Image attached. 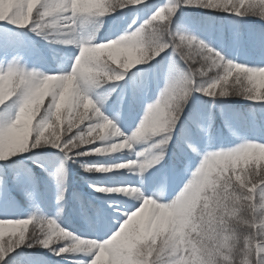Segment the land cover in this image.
I'll return each instance as SVG.
<instances>
[{
	"label": "snow or ice",
	"instance_id": "snow-or-ice-1",
	"mask_svg": "<svg viewBox=\"0 0 264 264\" xmlns=\"http://www.w3.org/2000/svg\"><path fill=\"white\" fill-rule=\"evenodd\" d=\"M8 2L11 7L8 8L7 12L0 14V22H7L21 29L28 28L45 40H49L52 35V32L48 30L56 29V36H63L62 39H57L56 42L64 45H78V54L81 46L87 47L100 43L94 40L95 33L99 27L98 23L87 38L79 36L80 29L88 24L91 18L96 17L94 9L73 7L72 0H8ZM83 2H86V0H83ZM122 5L111 13L122 11L126 8L143 10L140 6L146 8L147 0H138V2L122 0ZM183 7H201L211 11L227 12L238 17L247 15H255L259 18L264 17V0H169L168 4L156 9L137 28L125 34L124 38L143 36L153 32L157 25H165L166 29L162 38L159 37L158 33H155L157 41L148 53L149 59L147 62L171 49L172 53L178 56L186 65V70L178 77L172 76L170 69L168 83L156 103L148 105L144 123L149 120L155 110L160 109L173 97L187 100L193 92H200L212 98L213 103L216 102L217 98H225L234 94L245 99L264 102V91L257 92L255 86L250 83L235 93L233 91L239 82L242 71L248 69V67L226 60L219 51L209 47L208 44L196 36L187 34L185 31L173 29V17ZM133 24H135V21H133ZM15 39V34H12L11 30H9L8 34L0 31V43L13 44ZM75 59L76 57L74 61ZM141 64L143 63H138L137 65ZM126 72L127 70L113 65L112 70L109 72L111 79L107 76H101L98 79L91 80L82 92L75 96H68L66 89L63 92H49L47 78L52 74L28 71L19 66L18 61L14 57L7 68L0 67V76L13 80V94L6 101L16 96L18 97L16 102L19 105L15 116L7 123L0 124V160H7L42 144H50L59 149L67 160H74L90 154L116 153L121 150H127L135 154L136 159L121 161L113 166H103L105 169H110L107 171H96L101 166L87 167L86 171L89 173L133 170L136 167L141 172L145 171L147 168L141 164V158L145 156V152L137 151L136 149V140L143 132L144 123L141 124L140 129L135 133L125 134L113 123L112 119H109L101 112L100 108L88 96L89 89L93 85L119 81L123 79ZM46 97L48 98L47 104H45ZM98 99L103 104L102 98ZM88 100L94 104V107H86ZM5 102L0 104V106L5 105ZM28 103L32 105L30 114L35 116V123L33 121L32 125L33 129H37L41 125V121H43L51 128V132L41 139H37L38 131L31 132L27 139L21 141L16 134L15 121L20 114L21 108ZM41 108H43L42 111ZM66 108L73 109L78 115L69 117L65 111ZM65 114H67V119ZM176 122L173 121L174 124ZM110 127L114 129V132H108ZM103 132H108V135H103ZM171 132L172 128L169 127L167 133ZM108 137L113 139L109 140ZM170 139L171 136L166 135L164 143L168 144ZM13 143L17 146L9 147ZM21 144L23 146H20ZM126 144H131V147L123 146L116 151L102 152V149L111 145L121 146ZM252 146L255 145L244 141L236 149L205 154L200 167L192 174L194 179L189 181L185 191L181 193V196L176 201L168 204L158 203V195L156 199L144 198L139 190L132 185L118 188H105L101 185H93V188L101 193H122L125 196H134L137 201L142 200L143 208H140L141 205L136 207L135 210L127 208L124 209L123 216H117V222L128 220L131 216L132 219L129 221V225H131L146 212H149L152 217L153 213L165 211L180 203L190 191L196 179L207 178L206 170L213 156L236 157ZM192 150L196 151L195 148ZM241 162L247 165L249 161ZM241 162L234 168L221 169L215 180H209L211 188L207 199L194 204L192 215L189 218V222L185 225L182 237L178 236L173 240L169 230L158 232L152 240L136 245L130 256L131 264H214V260L220 258L224 259L226 264H235L231 255H221L225 252L222 247L219 245L214 246L211 243V235L215 232L218 225H224L227 220L238 213L239 209L237 207H233L230 210L227 209L229 201H232L234 205H239L242 202L252 217H257L258 205L261 204V201H264V166L259 168L254 178H249L244 175L243 171H238ZM57 178L60 181L63 180L62 168L59 170ZM125 188L129 190L127 194L122 191H115L116 189ZM58 199H63V191H61ZM138 208H140V211L136 212ZM216 209H224V215L217 217ZM133 213L135 215H132ZM21 222L27 223L23 234L19 231H11L12 226ZM29 225L32 226L30 231ZM57 225L54 219L42 220L34 217L0 219V226H4L6 229L5 234L0 236V264H8L9 254L14 252L20 245L28 247L40 246L49 249L58 256L80 252L68 250L67 245L62 243L64 241L49 242V229H55ZM129 225L125 227L128 228ZM246 226L250 234L254 233L256 235L255 238L250 235L246 244L243 245L246 255L245 264H264V238L259 235L261 229L264 228V224L256 223L255 220H252ZM193 228H195L194 231ZM34 229L39 232V238L33 239ZM6 236L7 239L5 238ZM112 236L113 234L110 237ZM108 240L109 238L102 242H97L94 247L89 248L88 250L94 249L91 252V258L82 261L81 264H91L97 252ZM36 264H40V262L36 261Z\"/></svg>",
	"mask_w": 264,
	"mask_h": 264
},
{
	"label": "trees",
	"instance_id": "trees-1",
	"mask_svg": "<svg viewBox=\"0 0 264 264\" xmlns=\"http://www.w3.org/2000/svg\"><path fill=\"white\" fill-rule=\"evenodd\" d=\"M140 7L144 11H148L149 8L148 4L146 8ZM134 11L135 8L131 10L126 8L105 17H93L80 29L79 36L87 38L101 20L103 23L96 31L95 42L110 40L108 37L113 32L116 37L119 34H128L130 26L133 25ZM172 27L174 30L196 36L233 63L248 66L246 64L253 65L258 60H264V20L255 15L238 17L223 11L183 7L173 19ZM0 31L4 33L5 28L0 26ZM48 31L52 32L49 40L37 36L28 28H23L19 32L29 47L46 56L57 73L70 70L73 61L68 69H65V66L68 63L67 57L70 56L71 45L56 42L63 36L57 37L54 30ZM234 33H236L235 39ZM170 69L171 75L178 77L186 70V65L172 53L171 49H168L154 59L127 70L123 79L119 81L93 85L89 89L88 96L105 116L111 109H115L116 114H125L128 119L132 117L134 119L142 114V105L146 96L144 88L147 86L149 73H152L154 80L153 96L156 98L153 102H156L168 83ZM157 82L160 83L159 86H156ZM98 98H102L103 104ZM47 102L48 98L45 104ZM65 118L67 119V114ZM263 130L264 102L230 95L217 98L213 103L212 98L200 92H193L187 99L172 132L163 133L143 142L149 146L148 157H150L160 151L152 145L166 135H170L171 139L165 149L164 158L152 165L151 170L171 178L172 175L179 176L187 168L186 173L179 176L184 180L187 171L205 154L213 153L217 148L226 150L230 143L235 144L239 141V137L257 135ZM170 142L172 146L169 149ZM193 148L196 149L195 152ZM107 160L106 154H98L96 158L87 161L78 158L67 160L59 149L50 144H42L10 161L0 160V199H4L8 194L16 195L20 202L26 201L30 216L42 220L54 219L74 237L85 239L80 234L91 237L89 233L91 231L85 227L83 221L92 218L91 215L87 217L86 211L93 209L94 206L90 200H84L83 193L79 190L84 189L88 193L94 189L93 185L100 183L107 185L106 180L102 178L103 173L90 174L84 170L85 167H106ZM243 166L244 175L254 178L259 168L264 166V159H253L247 165L243 163ZM61 168L63 180H59L60 183L56 187L46 175L53 171L55 178ZM61 191H63V199H58ZM100 193L95 190L93 194L100 197ZM141 236L143 238L138 240L137 244L142 243L147 237L142 233ZM153 237L152 233L147 240H152ZM88 252L89 250H85L57 256L49 249L39 254L32 250L14 251L9 254L8 264H36V261L40 264H81L82 261L88 260Z\"/></svg>",
	"mask_w": 264,
	"mask_h": 264
},
{
	"label": "clouds",
	"instance_id": "clouds-1",
	"mask_svg": "<svg viewBox=\"0 0 264 264\" xmlns=\"http://www.w3.org/2000/svg\"><path fill=\"white\" fill-rule=\"evenodd\" d=\"M128 2H138V0H128ZM73 7H87L95 10L96 17H105L111 14L115 9L123 6L122 0H72ZM11 7L8 0H0V14L7 12ZM264 20V17H260ZM99 25L103 21L97 22ZM166 26L163 24L157 25L153 32L144 34L143 36H132L124 38V35L118 36L115 39L102 41L90 46H81L80 52L76 55L75 61L72 63L70 70L63 71L61 73L52 74L47 78V85L50 93L63 92L67 90L68 96H75L79 92H82L91 80L98 79L101 76H107L109 79V72L112 70V66L124 70H130L138 63H145L149 59V51L157 41V35L162 38ZM54 31L56 29H53ZM97 32L95 33V36ZM94 36V38H95ZM118 78V77H117ZM255 86L257 92L264 91V68L254 69L248 68L242 71L238 84L234 87V93L240 89L246 87L248 84ZM13 80L11 78L0 76V104H3L7 99L12 96ZM233 96H236L235 94ZM187 100H181L179 97H173L162 106L160 109L155 110L149 120L144 123V117L134 133L140 129L141 124L144 123L143 132L138 137L136 142L147 141L153 137L160 136L169 130V127L173 128L175 124L173 121H178L183 107ZM156 103V102H155ZM87 108L94 107V104L90 100L86 102ZM32 108L31 103L25 104L20 110L15 121V129L17 137L22 141L28 138L31 132L38 131L37 139L44 138L47 133L51 132V128L48 127L43 121L37 129H33L34 115L30 114ZM69 117L78 115L73 109L66 108ZM108 132H114V129L109 128ZM108 132L102 134L107 136ZM255 146L247 148L241 155L236 157L213 156L210 164L207 167V178L201 177L196 179L190 191L184 196L180 203L175 204L170 209L162 212L153 213L152 219L149 221L144 233L147 234L149 230H153V236L158 233L161 227L166 228L172 234L173 240L176 237H182L184 235L185 225L189 222V218L192 215L193 207L196 202L206 200L208 192L211 188L209 180H215L221 169L227 170L229 167H236L239 162L256 159H264V144L250 142ZM15 143L10 144L9 147H16ZM20 146H23L22 144ZM131 147V144L126 145H111L102 149L103 153L116 151L119 147ZM153 148H159L160 151L146 158L141 162L146 168L159 163L165 156V149L167 144L164 143V137L152 145ZM87 170V167L84 169ZM103 166L97 168L96 171H107ZM194 179V178H192ZM191 179V180H192ZM189 183V182H188ZM187 183V185H188ZM186 185V186H187ZM185 186V187H186ZM185 187L180 191L177 197L173 200L176 201L181 193L185 191ZM115 191H122L127 194L128 189H116ZM150 199V198H149ZM155 203V201H153ZM144 205L141 204L140 208ZM237 207L238 213L232 216L222 226H217L214 234L211 235V243L219 245L225 252L221 255H231L235 261V264H245L246 255L243 245L251 235L255 238L256 234H250L248 232L247 224L252 220L256 223L264 224V201L258 205L257 217L249 215L247 208L241 202L239 205H234L232 201L227 204V209ZM140 208L136 209V212L140 211ZM224 209H221L219 216L224 215ZM132 215H135L133 213ZM132 219L130 216L128 220L123 221L120 224L117 232L109 238L104 246L97 252L96 257L93 258L91 264H131L130 256L135 249L138 240L142 239L140 226L134 222L129 225V221ZM155 222V223H153ZM129 225L128 228L125 226ZM27 227L26 222H21L18 225H14L11 231H19L23 234V230ZM195 228H193V231ZM5 227L0 226V236L5 234ZM35 238H39V232L33 230ZM259 235L264 238V228L261 229ZM49 242L54 243L57 241H73L71 245H67L68 250L85 251L96 245V241H86L75 238L69 231L64 228L49 229ZM214 264H226L225 260L215 259Z\"/></svg>",
	"mask_w": 264,
	"mask_h": 264
},
{
	"label": "rangeland",
	"instance_id": "rangeland-1",
	"mask_svg": "<svg viewBox=\"0 0 264 264\" xmlns=\"http://www.w3.org/2000/svg\"><path fill=\"white\" fill-rule=\"evenodd\" d=\"M151 1L153 6H151V11L148 10L146 13H139L135 12V15H133V21H135V24L132 26L137 28L144 20L148 19L149 16L159 7H162L166 4H168L169 0H147ZM174 18V17H173ZM0 25L6 27V30L4 31L5 34L9 33V30H11L12 34H15V42L13 44H4L0 43V67L7 68V66L10 64V62L15 59L18 61L19 66L23 67L24 69L28 71H36L39 73H44V74H56L54 71V68L50 66L49 63L43 61L42 55L40 53H37L36 50L32 49L25 43L26 41L22 38L21 33L19 30L21 28L17 26H13L8 24L7 22H0ZM134 28V29H135ZM16 49H18L16 51ZM71 50L73 51H79V46L76 44L71 45ZM7 53V54H5ZM77 54H73L67 57V64L65 66V69L69 68V65L74 61V58L76 57ZM45 62V63H44ZM138 65L134 66L137 67ZM260 68H264V62L261 63ZM151 89V84L147 88H145L147 92V95L145 96V100L143 103V116L140 118H127L126 120L124 119L126 116H118L115 115L113 116L111 113H108L107 117L109 119L113 120V123L118 126L122 132L125 134L130 135L133 131L136 129L133 127L136 125L140 124L142 121L143 117L146 115L148 105L154 104L151 100V97L154 95ZM153 98V97H152ZM156 98V97H155ZM18 100V97L14 96L10 100L5 102V105L0 106V124L7 123L11 118H13L18 111V103L16 102ZM47 101V97L45 98V103ZM115 110V109H114ZM42 111V108H41ZM35 123V121H34ZM110 140L113 139L112 137H108ZM244 141L248 142H256L260 143L261 141L258 138L254 137H249L245 140V138L242 140L239 145H237L235 148L228 149L227 151L236 149L239 147ZM264 142V141H263ZM33 148H31L29 151L31 152ZM57 149V148H56ZM136 149L137 151H144L145 156L141 158V162L144 161L146 158H148L149 154H147V146L143 143V141L138 142L136 144ZM26 151L24 153L17 154L14 157L8 158L6 161L11 160L12 158L22 156V154H26ZM218 152H226V151H218ZM98 154H90V155H85L82 157H78V159L87 161L88 159L96 158ZM107 155V164L106 167L108 166H113L121 161L125 160H133L136 159L135 154L133 152L127 151V150H121L116 153H110L106 154ZM151 157V156H150ZM77 159V158H76ZM204 157L199 161L198 166L193 168V173L200 167L201 163L203 162ZM193 167V166H192ZM191 167V168H192ZM190 168V169H191ZM186 169H184L181 174L186 173ZM238 171H244V166L243 162L238 167ZM101 174L97 172H91L90 174ZM192 173V174H193ZM104 177L109 180L110 184L106 185L104 183H100L101 186H104L105 188H118L121 186H127V185H132L133 187L137 188L139 192L144 196V198H152L156 199L157 195L159 196V199H157L158 203H171L177 195L180 193V191L187 185V183L192 179V174L189 178V180L186 182L184 186L180 189L174 190L171 189L169 191V186L171 185L169 178H163V176L159 173H155L154 170L152 171L149 167L141 172L138 167L134 168L133 170H115L111 172H105L103 173ZM180 174V175H181ZM50 175V174H49ZM179 175V176H180ZM44 176V175H43ZM52 180L54 176L53 174L50 175ZM54 183H58V178L56 176ZM175 185V184H174ZM94 189H91L90 192L94 193ZM102 195V198L101 196ZM100 197L95 198V201H104L106 202L105 208L101 211V214L99 213L95 219H93V223L96 224L93 232H92V240L96 242H102L105 239L110 238L112 234H114L115 231L118 230L119 228V223H122L123 220H120L117 222V216H123L124 215V209L127 208H132L135 210L136 207H139L142 204L141 201H137L134 196L129 197L125 196L122 193H115V192H108L106 193V198H103V194H99ZM26 201H19L16 197V195H10L8 194L7 196L0 199V219L3 218H10V219H17V218H27V217H32L30 216V212H28V206H26ZM220 209H216V216L219 217ZM37 219V218H35ZM152 219L151 215L149 212H146L143 216L138 217L136 221H134L135 224L140 226V231L143 235L144 233V228L148 225L149 221ZM155 223V222H153ZM31 225H29V231L31 230ZM166 228L161 227L158 232H163L165 231ZM153 233V230H149L147 232V237H145L142 242L148 241L147 238ZM214 234V233H213ZM7 239V236L5 237ZM35 239V237H33ZM86 239V238H85ZM91 240V239H90ZM146 240V241H145ZM66 245H71V243L64 241L62 242ZM59 246V245H57ZM24 250H32L36 251L39 253H42L43 251L45 252L47 249L40 247V246H35V247H28L26 245H20V247L16 248L15 251H24ZM93 250H89L87 253L88 259L91 258V252ZM58 256V255H57Z\"/></svg>",
	"mask_w": 264,
	"mask_h": 264
}]
</instances>
